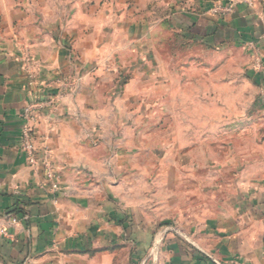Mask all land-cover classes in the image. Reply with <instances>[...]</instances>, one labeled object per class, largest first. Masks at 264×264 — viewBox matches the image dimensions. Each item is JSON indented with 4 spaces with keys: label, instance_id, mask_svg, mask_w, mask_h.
I'll return each instance as SVG.
<instances>
[{
    "label": "crops",
    "instance_id": "1",
    "mask_svg": "<svg viewBox=\"0 0 264 264\" xmlns=\"http://www.w3.org/2000/svg\"><path fill=\"white\" fill-rule=\"evenodd\" d=\"M8 1L0 0V264H264V156L251 162L253 181L233 208L191 238L161 233L155 246L152 223L131 209L125 187L131 99L149 97V77L104 62L101 0H30L40 20ZM87 1L95 4L89 12ZM211 6L184 2L175 27L206 49L244 53L239 79L256 91L250 111L264 113V0H242L224 17ZM250 43L262 71L252 69ZM207 80L215 103L216 77ZM34 101L44 104L31 123L32 167L19 136L21 112ZM239 114L248 117L247 107ZM16 208L24 214H11Z\"/></svg>",
    "mask_w": 264,
    "mask_h": 264
},
{
    "label": "rangeland",
    "instance_id": "2",
    "mask_svg": "<svg viewBox=\"0 0 264 264\" xmlns=\"http://www.w3.org/2000/svg\"><path fill=\"white\" fill-rule=\"evenodd\" d=\"M187 1L196 0H101L98 6L105 16L104 62L133 65L149 77V97L131 99V179L125 187L131 185V209L152 223L157 245L161 233L191 238L199 225L233 208L253 181L250 167L257 166L251 162L264 156V113L250 111L256 91L239 79L245 55L206 49L182 36L172 18ZM29 2L8 5L39 19ZM89 2L88 12L95 8ZM209 76L216 77L215 103L207 94ZM228 76L235 79L224 83ZM244 106L248 117L239 114Z\"/></svg>",
    "mask_w": 264,
    "mask_h": 264
},
{
    "label": "built area",
    "instance_id": "3",
    "mask_svg": "<svg viewBox=\"0 0 264 264\" xmlns=\"http://www.w3.org/2000/svg\"><path fill=\"white\" fill-rule=\"evenodd\" d=\"M235 5L221 3L215 6H211L209 9V13L212 16L216 17H224L231 14L234 11ZM247 48L250 51L251 59H252V68L254 71H262L263 63L260 59L259 52L253 43H250ZM44 103L39 101H34L32 103L27 104L22 112L21 119L23 121V125L21 128L20 136H19V147L20 150L25 154L27 163L34 167L37 163L35 158V142L33 135V128L31 123L34 122L36 117V112L40 106ZM11 223H16L17 219L14 217H10ZM0 234H5L6 232L0 229Z\"/></svg>",
    "mask_w": 264,
    "mask_h": 264
},
{
    "label": "trees",
    "instance_id": "4",
    "mask_svg": "<svg viewBox=\"0 0 264 264\" xmlns=\"http://www.w3.org/2000/svg\"><path fill=\"white\" fill-rule=\"evenodd\" d=\"M11 214H15L19 216L21 214L23 215L24 213L21 209L16 208L13 212H11Z\"/></svg>",
    "mask_w": 264,
    "mask_h": 264
},
{
    "label": "bare ground",
    "instance_id": "5",
    "mask_svg": "<svg viewBox=\"0 0 264 264\" xmlns=\"http://www.w3.org/2000/svg\"><path fill=\"white\" fill-rule=\"evenodd\" d=\"M155 246H157V242H155Z\"/></svg>",
    "mask_w": 264,
    "mask_h": 264
}]
</instances>
